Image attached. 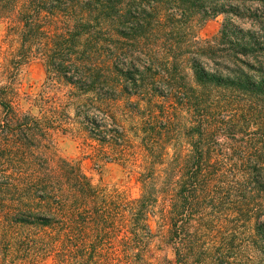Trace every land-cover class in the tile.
<instances>
[{"label": "trees", "instance_id": "1", "mask_svg": "<svg viewBox=\"0 0 264 264\" xmlns=\"http://www.w3.org/2000/svg\"><path fill=\"white\" fill-rule=\"evenodd\" d=\"M122 1L0 0V264H256L245 252L264 255V22L248 4L264 0ZM186 5L206 19L245 9L258 28L227 20L185 56L167 29L127 26ZM35 59L51 69L38 114L20 106ZM57 85L64 98L48 95ZM75 128L130 169L138 197L57 153L54 131Z\"/></svg>", "mask_w": 264, "mask_h": 264}, {"label": "rangeland", "instance_id": "2", "mask_svg": "<svg viewBox=\"0 0 264 264\" xmlns=\"http://www.w3.org/2000/svg\"><path fill=\"white\" fill-rule=\"evenodd\" d=\"M134 1L136 0H123L121 3L125 5V7H127L128 4H132ZM150 1L156 4L159 0ZM205 3L206 7L214 6V3ZM248 6L250 7L251 12L254 13L253 16H258L261 22H264V5L253 2L249 3ZM186 8L187 11L184 13L183 17H169V13H166L163 10L156 13H149V16L147 18H145L144 15H139L138 18L129 17L127 19V26L131 28L134 25L132 29H147V31H149V29L158 30V27L167 29V32L173 34V36L177 38L182 45H185V56H189V48L187 46H191L190 40L192 36H195L196 40L198 41L213 39L214 37L221 34V32L223 31V26L227 22V20L228 22H232L239 27L247 30H255L258 28L255 27V25L252 23V20L246 18L250 15V13L245 9L241 12L242 17L236 16L233 13H227L221 14L216 18L206 19L200 14L193 15L189 13L190 11L188 9V5H186ZM160 19L164 21V24L160 25L157 23ZM137 22L140 23V25L143 24V28H141L140 25L136 26ZM148 23H150L151 25L146 28V24ZM115 26L116 24H113L114 28H116ZM128 27H126L125 25V28H127V30L129 31L130 29ZM6 29L7 24L1 23L0 49H2V46H4L3 38L6 34ZM12 44L18 45L19 42L17 40H12ZM186 67V71L191 74V65L187 63ZM139 70L141 72L142 68H139ZM49 71L51 72V69H49L45 60L42 59L33 60L28 68L25 69L24 73L22 74L23 94L20 101V106L25 111L32 110L34 114L39 113L40 108L38 107L34 99L41 90L45 89L47 79L49 78ZM51 76L53 75L50 74V77ZM145 77H148V74H146ZM138 78H140V75H138ZM67 89L68 88H65L62 85H57L55 86V88L48 89V95L53 98H64V95L67 93ZM27 95H29L30 97L27 98ZM70 113L71 116H73L74 110H71ZM76 128L73 131V134H65V132L61 129H57L56 131H54L57 153L61 157H64L78 164L94 185L108 187L109 189L118 188L121 191H126L134 197H138L140 194V187L136 184L135 179L131 177L130 169H128L121 163L106 162V160L104 159V155L109 152V149H103L97 141L92 139L90 133ZM258 241L257 242L258 244H260V248L262 246L264 247V240L258 239ZM168 255L171 259L174 258L171 251L168 252ZM245 255L250 258L252 257V259L255 260L256 264H262L264 261V255H259L257 252H253L250 249H247ZM249 264H251V262Z\"/></svg>", "mask_w": 264, "mask_h": 264}]
</instances>
